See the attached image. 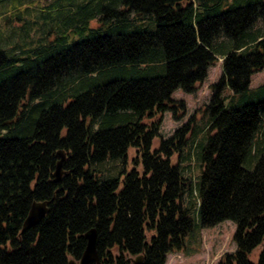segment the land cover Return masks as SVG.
Returning a JSON list of instances; mask_svg holds the SVG:
<instances>
[{"label": "trees", "instance_id": "obj_1", "mask_svg": "<svg viewBox=\"0 0 264 264\" xmlns=\"http://www.w3.org/2000/svg\"><path fill=\"white\" fill-rule=\"evenodd\" d=\"M66 2L75 8L54 13L52 19H63L53 39L0 47V264H66L81 256L91 227L102 264H135L141 253V264H166L194 225L192 209L203 226L236 223V248L217 264H264L263 146L254 161L248 159L255 142L264 141V99L233 106L223 95L226 85L234 93L249 90L252 74L264 67V0H109L107 7L94 0ZM104 11L118 23L112 20L111 32L100 33ZM97 12L100 24L92 26ZM85 31L69 47L32 58L40 47L57 45L59 35L65 44ZM218 50L222 73L204 107L210 118L195 184L182 163L189 157L184 148L192 145L193 117L155 149L151 143L162 113L172 109L179 117L186 108L173 91H194ZM158 65L165 73L147 74ZM110 74L115 76L107 82L72 91L85 78ZM48 97L56 101L43 107ZM28 110H39L32 133L1 134L21 124ZM132 148L136 164L140 152L142 172L122 167ZM59 149L66 154L65 173L55 181ZM118 159L116 173L99 168ZM47 198L46 215L22 230L32 202Z\"/></svg>", "mask_w": 264, "mask_h": 264}, {"label": "rangeland", "instance_id": "obj_2", "mask_svg": "<svg viewBox=\"0 0 264 264\" xmlns=\"http://www.w3.org/2000/svg\"><path fill=\"white\" fill-rule=\"evenodd\" d=\"M94 2L100 6L107 7L109 5V0H94ZM119 4L118 8L123 6ZM73 8H75V5L68 4L66 0H0V47L9 49L16 44L17 41H20L21 39L23 41L30 40L31 37L34 40L31 44H35L40 37L43 42L47 39H53L56 34L54 29L56 25L60 23L59 21L63 19V16H60L59 19H52V16L59 10L62 11ZM104 13V16L100 18V22H102V30L100 33L111 32L108 27L112 23V20L113 22L118 23L117 16L109 15L106 11H104ZM47 14L52 15L49 17ZM146 16L150 17L148 14ZM118 18L120 17L118 16ZM100 22L98 20V12L90 17V24L92 26H98ZM149 22H151V29H155L156 22L150 19ZM258 23L262 24L260 18L258 19ZM116 30H118V27ZM86 32L87 31L82 34L76 32L73 36L68 37L69 41L65 44L62 43V37L59 35L58 40L55 42L57 45L40 47L38 52L33 54L32 58L36 56L44 58L62 48H67L71 43L79 41L82 36H87L88 33ZM218 40L221 44H224V42L227 41V38L221 36ZM222 52V50H218L217 56L219 58L209 67L207 77L198 84V87L194 91H186L183 88H177L173 91L172 97L184 100L186 108L179 117L173 115L172 109L165 110L161 116L158 134L155 135L151 143V149H155L158 147L161 137L171 135L179 126L183 125L193 117L191 120L190 134L193 133L188 140V143H192V145L190 148H184V155L189 154V157H183L182 163L184 164V174L186 176L191 175L195 184L198 178H200V173L203 168L198 155L200 149L199 144L202 141L206 142L207 140L208 131L206 130V126L210 118V111H206L204 107L205 104L210 101L213 93L211 84L216 81L222 73ZM26 54V52H22L20 53V56ZM18 63L21 62L19 61ZM163 72L165 73V66L158 65L147 71V74L158 75ZM10 73H12V71H10ZM114 76L115 74H110L105 77L98 76L95 78H85L83 81L75 84L72 91L75 93L86 87L107 82ZM262 84H264V67L252 74L249 90L246 92L234 93L231 87L226 85L223 90V95L233 106L243 105L248 102H256L264 99V88H259ZM55 101V97H48L44 102L43 107H48ZM27 108L29 109V107ZM37 111L39 110H28L25 118L21 121V124L15 125L10 131H5L1 134L22 136L32 133L36 126ZM179 112H181V110ZM157 117L158 116H155L153 118ZM145 121H149V119H145ZM260 136H263L262 138H264V134H260ZM192 139L193 142L191 141ZM262 146L264 149V141L260 140L255 142L248 158L250 159L249 162H251L252 159L254 161L257 151ZM134 154L135 149L132 148L122 167H125L127 171L131 170L133 167H137L139 172H142L144 167L141 161L140 152H137V164L133 160ZM177 160L178 153H175L172 156V161L177 162ZM99 168L111 174L116 173L121 168V160L106 161L102 163ZM196 196V191L194 190L193 195L191 196L192 200H196ZM191 215L195 219L194 225L186 234L183 247L170 252L167 256L166 264H217L221 255L225 251H233L236 248V243L233 238L236 223L233 220L225 219L215 225L203 226L200 223L196 210L192 209ZM153 233L154 230L149 232L150 235ZM260 250L261 245L253 250L250 257L253 260H257Z\"/></svg>", "mask_w": 264, "mask_h": 264}, {"label": "water", "instance_id": "obj_3", "mask_svg": "<svg viewBox=\"0 0 264 264\" xmlns=\"http://www.w3.org/2000/svg\"><path fill=\"white\" fill-rule=\"evenodd\" d=\"M57 155L59 156L56 166L54 169V180L60 181L63 178L65 169L63 168V162L65 160L66 154L64 149L57 150ZM51 199H35L23 220L22 230H26L33 225L37 224L49 211V203ZM87 238V243L84 251L79 258L70 257L66 264H90L95 261L96 264H102L100 255L97 248V230L95 227H91L85 232ZM143 259V254H138L137 258L134 259L135 264H141Z\"/></svg>", "mask_w": 264, "mask_h": 264}]
</instances>
